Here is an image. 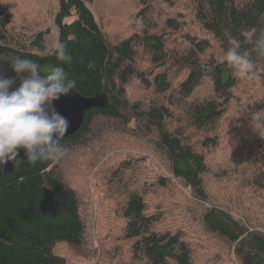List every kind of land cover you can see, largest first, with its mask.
Listing matches in <instances>:
<instances>
[{
  "label": "trees",
  "instance_id": "16d2710c",
  "mask_svg": "<svg viewBox=\"0 0 264 264\" xmlns=\"http://www.w3.org/2000/svg\"><path fill=\"white\" fill-rule=\"evenodd\" d=\"M134 1L132 19L141 29L124 31L119 20L124 15L114 12V4L109 16L102 0H56L43 11L53 20V37L49 26L36 32L9 26L15 2L0 0V55L32 59L42 74L62 66L81 95L112 97L109 108L91 109L82 127L62 139L68 151L94 133L96 119L108 117L132 124L167 157L175 182L168 176L143 187L129 182L125 166L138 164L139 153L106 170L107 186L120 195L114 215H120L122 227L101 236L97 264H217L222 255L202 250L205 233L231 244L243 264H264V149L251 143L253 136L264 137V55L251 51L264 30V0ZM50 39L67 45L70 63L57 60ZM233 45L251 53L253 79L234 77L225 56ZM233 105L247 117L238 121L239 134L226 139L233 167L213 171L209 150L222 146L226 131L233 130L231 120L223 128ZM15 164L16 172L0 177V264H66L55 251L60 243L91 256L79 196L58 174L57 161ZM228 184H235L233 193ZM179 187L209 203L199 213L201 233L192 223L167 224V203ZM151 198L161 203L152 207Z\"/></svg>",
  "mask_w": 264,
  "mask_h": 264
},
{
  "label": "rangeland",
  "instance_id": "374dc122",
  "mask_svg": "<svg viewBox=\"0 0 264 264\" xmlns=\"http://www.w3.org/2000/svg\"><path fill=\"white\" fill-rule=\"evenodd\" d=\"M12 1L15 2V7L9 12V26L18 27L24 25L31 32H36L39 29L46 30L49 26L53 37L56 36L53 20L47 18L43 13L47 7L50 9L54 8L56 0H44V3L42 0ZM102 3L107 9L108 15L111 4H114L116 8L114 12L124 15L119 19L121 21L120 27L124 31L141 29L140 21L135 18L132 19L134 13L133 5L137 8L134 0H102ZM92 8L95 10V7ZM253 33V31L246 33L248 39H251ZM50 43L55 45L56 40L50 39ZM132 91L134 92L135 89L131 88L130 92ZM244 95L245 91H243L242 96ZM139 96L141 94L135 97ZM242 110L240 111L234 105L230 107L229 117L228 120L226 118L227 121H225L223 128L232 126L229 123L230 120L235 123V126L231 132L230 130L226 131L227 134L223 136L222 146L209 150V156L211 155V157L208 158V166L210 170L215 171L233 167L232 158H234V154H230V148L227 153L224 150L232 147L229 143H226V139L228 138L231 141L232 136L239 134L238 121L243 123L247 120V117L245 120L240 114ZM253 121L254 119L250 121V125L253 124ZM258 134L256 133L257 136ZM256 138L258 137L253 136V142L251 143L257 147L261 145L262 149H264V137L261 136L260 138V141H263V145ZM137 153L140 154L138 157H141L142 160H139L138 164H127L125 166L126 179L129 182L131 181L136 183L137 186L143 187L151 184L159 176H168L169 180L175 182L174 177L170 176L168 172V160L165 154L157 151L150 140L138 133L132 124L123 125L108 117L96 119L94 122V133L85 141L74 146L68 151L65 158L57 162L56 169L58 174L74 187L79 196L83 220L86 225V245L93 253L91 256H86L85 253L80 254L74 251L66 243H60L55 251L65 258L66 264H97L102 249L101 236L106 233V229L117 230L122 227L120 215H114V212L118 213L120 207L121 201L117 203L120 195L119 193H113L107 186L109 177L106 174V170L112 164H117L124 159L130 160L131 155L137 156ZM211 177L212 175H210ZM205 180H209V177L206 176ZM213 186L211 188H217V185L214 184ZM228 186L233 193L235 188L232 187L235 184H228ZM113 191H118V189L116 188ZM175 192H177L175 198L172 202L167 203V207L171 212L167 219V224L170 223L172 227L180 228H184L185 223L198 225L200 221L199 213L203 211L202 209L209 206V203L197 202L189 194L188 189L184 187H179ZM163 194L166 200V193L163 192ZM158 200L156 198L150 199L152 207H157L161 203ZM232 212L236 215L239 214L235 208H233ZM199 227L198 225L197 229L201 233ZM202 250H205L206 253H211V255L216 253L222 255L223 259L218 260L217 264H243L241 259L235 254L234 247L231 244L215 236L210 237L207 233L202 238ZM198 264L207 263L202 260Z\"/></svg>",
  "mask_w": 264,
  "mask_h": 264
},
{
  "label": "clouds",
  "instance_id": "9594fccd",
  "mask_svg": "<svg viewBox=\"0 0 264 264\" xmlns=\"http://www.w3.org/2000/svg\"><path fill=\"white\" fill-rule=\"evenodd\" d=\"M251 51L264 55V30L255 37ZM55 56L61 64L72 61L63 42L56 43ZM225 56L234 77L254 78L255 64L249 51L233 45ZM0 62L15 73L8 76L0 72V171L18 160L20 150L32 165L62 160L68 149L61 141L70 122L55 105L61 97L71 94L76 81L59 65L48 67L42 74L41 65L29 58L8 54L0 56Z\"/></svg>",
  "mask_w": 264,
  "mask_h": 264
},
{
  "label": "water",
  "instance_id": "95a60500",
  "mask_svg": "<svg viewBox=\"0 0 264 264\" xmlns=\"http://www.w3.org/2000/svg\"><path fill=\"white\" fill-rule=\"evenodd\" d=\"M12 53H4L0 56H7ZM0 72H3L8 76H15V73L11 70L10 66L6 63L0 62ZM18 86V83L17 85ZM112 104V97L107 92H101L94 96H83L77 90H73L70 95L61 97L56 103L55 107L57 111L67 117L70 122V127L64 138L73 136L83 125L86 114L93 108H109ZM63 138V139H64ZM18 159L27 161L24 150H20ZM17 170L15 162H9L2 171H0V177H7Z\"/></svg>",
  "mask_w": 264,
  "mask_h": 264
}]
</instances>
